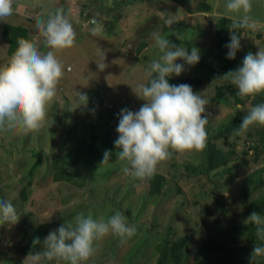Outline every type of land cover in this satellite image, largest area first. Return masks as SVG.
<instances>
[{
  "label": "rangeland",
  "instance_id": "rangeland-1",
  "mask_svg": "<svg viewBox=\"0 0 264 264\" xmlns=\"http://www.w3.org/2000/svg\"><path fill=\"white\" fill-rule=\"evenodd\" d=\"M200 2L180 6L175 0H14L13 15L0 20V66L11 58L2 38L6 23L25 26L32 42L41 51H47L36 27V17L46 18L48 13L62 8L76 32V41L74 47L57 54L64 66V76L48 106L44 126L29 133L20 129L0 130V199L11 201L19 218L15 224L0 223V264H31L22 249L32 238L33 230L43 226L45 240L50 232L72 222L81 212L107 221L119 211L136 227V234L130 239L122 241L109 234L95 241V254L86 264H156L166 249L167 239L173 242L182 236L189 238L187 260L192 263L208 234H220L219 245L238 251L242 258L252 256L254 247L259 245L253 246L241 235L248 216L237 221L235 230H231L230 216L224 214L223 208H235L234 212L239 213L244 201L249 203L264 193V185L251 190L248 182L254 174L258 183L264 184V154L256 160L246 137L247 131L260 125L239 134L234 145L229 143L230 148L223 145L222 138L216 140L227 150L233 145L239 158L229 162L234 167L229 173L218 169L209 177L193 175L204 161L203 151L173 153L157 166L155 174L163 176L164 183L162 193L155 197L148 195L149 178L134 179L122 172L125 162L117 158L120 149L113 163L94 170L83 165L92 139L96 138L97 146L107 131L119 134L116 129L121 110L137 112L145 103L137 94L151 77L150 63L162 55L154 34L177 47H185L189 54L193 48L198 50V63L188 65L178 59L176 63L183 64L184 70L179 76L170 77L203 81L197 94L209 101L203 114L208 120V132L222 130V124H232L248 114L252 108L248 103L241 108L232 106L231 99L212 100L215 87L231 83V77L221 69L225 59L212 44L214 24L222 17L231 19L232 14L226 10V0H206L211 7L206 13L198 11ZM252 5L250 15L256 21L262 20L261 0H252ZM93 28L99 29L96 35ZM261 31L264 29H247L238 37V68L249 52L256 54L264 48V39L257 41L254 37ZM101 62L106 65L103 70L97 64ZM76 92L86 94L85 105ZM220 95L229 96L227 92ZM239 127L235 125L234 129ZM235 130L230 136L221 132L233 139ZM75 150L79 151L74 155L79 162L71 161L64 171L65 175L75 171V176L70 181H55L54 172L63 164L62 157ZM207 210L210 216L206 215ZM231 233L237 236L232 239ZM40 248L42 252L43 243ZM40 264L67 262L42 259Z\"/></svg>",
  "mask_w": 264,
  "mask_h": 264
},
{
  "label": "clouds",
  "instance_id": "clouds-1",
  "mask_svg": "<svg viewBox=\"0 0 264 264\" xmlns=\"http://www.w3.org/2000/svg\"><path fill=\"white\" fill-rule=\"evenodd\" d=\"M14 0H0V20L14 13ZM252 0H226V10L232 14L231 29L234 30L227 57L234 59L240 49V39L235 29H256L258 22L250 15ZM92 23H96L94 20ZM36 27L43 37L41 51L35 43L25 38H18V47L10 60L0 66V130L20 129L25 133L38 132L45 124L48 106L57 95L58 85L64 76V66L57 54L74 47L76 32L62 8L48 13L47 17L37 16ZM98 28H93L96 35ZM155 45L159 49V59L150 63L152 76L147 85H141L137 94L145 103L139 111L127 108L120 112L116 131L118 139L114 141L117 158L125 162L122 172L134 179H146L153 176L157 166L168 160L173 153L185 154L201 152L207 144L206 125L203 116L209 101L193 92L190 85H171L168 77L179 76L184 70L183 64L199 62L198 50H188L171 44L167 38L154 34ZM103 70L105 64L97 63ZM154 74V75H152ZM226 76L238 88L240 97L264 94V48L256 54L249 52L243 59L242 66ZM79 101L85 105L86 94L76 92ZM243 118L235 134L239 135L250 126H264V103L252 107ZM109 151L103 154L102 164L108 163ZM19 220L11 201L0 199V223L15 224ZM256 226V234L264 240V218L253 212L246 223ZM112 234L122 241L136 234V227L127 222L119 211L105 221L93 219L91 214H77L72 222L61 225L50 232L43 241V251L29 254L26 261L40 264L42 259L59 260L67 264H86L95 254L94 242ZM40 241L34 240V244ZM264 256V247L255 246L251 259ZM25 261V262H26Z\"/></svg>",
  "mask_w": 264,
  "mask_h": 264
},
{
  "label": "trees",
  "instance_id": "trees-1",
  "mask_svg": "<svg viewBox=\"0 0 264 264\" xmlns=\"http://www.w3.org/2000/svg\"><path fill=\"white\" fill-rule=\"evenodd\" d=\"M177 4L180 6H189L196 0H175ZM211 7L209 4H207L206 0H201V2L198 5V11L199 12H210ZM232 20L227 17H222L218 19L214 24L215 29V37L212 41L213 47L217 50L219 55H221L225 59V64L223 63V67L221 69L226 70L227 74L229 72H234L238 69V63L236 56L234 59H229L227 57V53L229 49L225 47L227 44L230 43V37L233 34V31L231 29ZM173 30V29H172ZM175 30V29H174ZM247 29L240 28L235 29L237 31L235 34L240 37L242 34H245ZM25 38L30 41H32V38L29 35V32L25 26L22 25H12L9 23L4 24L3 31H2V38L3 41L8 45L7 46V54L11 57L16 48L17 40L18 38ZM142 47L144 44L141 45ZM154 75V74H152ZM230 77V76H229ZM152 76L148 79L147 85L150 81ZM168 82L171 85H181V84H187L190 85L194 93H198L199 89L203 86V81L194 78V77H186V78H175V77H168ZM224 92L228 93L227 98H222L220 94H223ZM215 96L212 99L213 102L220 100V102H224L226 99V102H229V99H231L232 106H240L244 107L247 103L254 107L257 104L264 103V94L257 95V96H250V97H240L238 95V88H236L232 83H228L226 85L217 86L215 87ZM243 119L236 120L232 124H222V130L230 136L234 135V126L235 125H241ZM220 130H213L208 132L207 131V144L206 147L203 150V156L204 161L202 162L201 166L198 168L197 172H194L193 175H204L209 177L210 173L221 169L223 170L224 174L229 173L234 167H231L229 165V162L232 160L235 162V160H238L239 158L236 157V151L233 147L234 142L239 139L240 135H236L233 139L226 137L224 132ZM229 130V131H228ZM224 134V135H223ZM119 134L107 131L104 136L102 137L101 144L95 145L96 138L94 137L92 141L89 143L87 147V158H84L83 165L85 166V169L91 168L92 170L96 169L97 167L103 165V154L105 151H109L111 153V157L109 159V163L115 162L116 159V152L117 148L114 144V141L118 139ZM246 137H248V141L251 143L249 145V150H252L257 160L259 156L264 154V126H259L258 128H255L252 131L246 132ZM221 139L220 141L223 142V145L227 144L229 146V143L232 146L231 149H224L223 146L220 145L219 141H216L218 139ZM230 148V146H229ZM71 152L66 153L65 156L62 157L63 164H61L56 171L54 172V180L55 181H62V180H71L70 177L75 176V171L72 173L64 174V171H66L65 166L66 164L70 163L71 161H76V157L78 155V152ZM246 153V151L244 152ZM75 155V156H74ZM236 158V159H235ZM242 164H245V160L242 159ZM187 174V172H186ZM149 182V190L148 195L150 197L159 196L162 193V186L164 183V178L161 175L154 174L148 179ZM249 184H251V190L257 189L258 186L261 187L264 184L258 183L259 179L254 178V174L248 178ZM258 183V184H257ZM216 191H218L217 187L215 186L214 193L217 199L218 193L216 194ZM22 197L25 196V188L21 191ZM220 202L221 205L222 202ZM249 202V201H248ZM224 214H227V217L230 216V224L232 226L231 230H235V223L239 221L242 218L249 217L251 213L256 212L257 214H260L261 217L264 218V193L260 194L251 202L247 203V200L243 203V209L236 213L234 212L235 208H223ZM233 211V214H232ZM206 215L210 216L211 212L209 210L206 211ZM218 223H220V220L216 218ZM242 234L244 235V239L248 242H250L253 246L259 245L264 246V240H261L257 234H256V226L254 224L247 223L246 225L242 224ZM171 232V228L167 230L168 235ZM46 234L45 228L42 226L37 227L33 230L32 238L29 240V242L26 244V246L22 249L24 253L27 255L29 254H35L38 252H41V244L43 243L44 237ZM237 236L233 233H231L232 239ZM220 234H208V237L200 243V251L194 255V262L189 263L188 262V240L189 238L187 236L180 237V240L177 241H171L167 239L166 241V249L164 250V253L159 256L156 264H264V258L256 257L254 260L251 259V257H245L242 258L240 253L238 251H230L228 246H222L219 245L218 241ZM221 238V237H220ZM39 240L40 243L34 244V240ZM183 257V258H182Z\"/></svg>",
  "mask_w": 264,
  "mask_h": 264
},
{
  "label": "crops",
  "instance_id": "crops-1",
  "mask_svg": "<svg viewBox=\"0 0 264 264\" xmlns=\"http://www.w3.org/2000/svg\"><path fill=\"white\" fill-rule=\"evenodd\" d=\"M260 7L262 8V11H261L262 12V16H261L262 20L257 21L258 22L257 28H259L260 30H262V29H264V0H261ZM254 37H255V39L257 41H260V40L263 41V39H264V32L263 31H261L260 33L257 32V33L254 34ZM237 107H240V106H237Z\"/></svg>",
  "mask_w": 264,
  "mask_h": 264
}]
</instances>
